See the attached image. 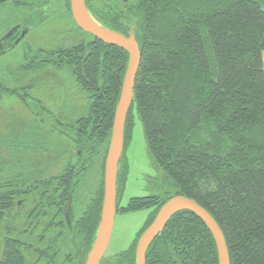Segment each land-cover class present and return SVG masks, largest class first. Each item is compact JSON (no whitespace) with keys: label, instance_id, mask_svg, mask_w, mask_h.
I'll use <instances>...</instances> for the list:
<instances>
[{"label":"trees","instance_id":"trees-1","mask_svg":"<svg viewBox=\"0 0 264 264\" xmlns=\"http://www.w3.org/2000/svg\"><path fill=\"white\" fill-rule=\"evenodd\" d=\"M65 3L71 16L69 0ZM85 4L99 24L125 36L134 34L139 46L117 186L127 174L124 151L135 110L148 153L172 187L156 195L157 210L175 195L192 199L220 227L230 264H264V0H85ZM36 13L37 18L41 12ZM136 16L138 23L133 24L130 19ZM85 35L89 39L46 51L51 61L60 58L56 67H66L87 98L75 123L52 129L70 133L71 128L77 147L91 139L95 145L104 143V160L128 54ZM41 52L24 50L20 67L31 72L45 66V61H37L44 58ZM29 57L34 59L27 62ZM30 88H10L0 78V97H15L30 108L31 98L33 106H41L28 93ZM9 143V155L14 157L0 165V225L5 232L0 264H28L27 255L33 264H84L100 219L102 180L95 199L98 206L73 223L71 232L68 228L56 232L47 224L36 234L43 202L52 211L56 185L67 186L69 178L24 176L30 171L29 159L21 152L49 150V140L41 132L11 133L0 140L2 147ZM42 180H47L45 186ZM22 196L31 201L28 209L16 204ZM149 202L132 198L123 210H138ZM140 230L127 248L103 256L100 264H135ZM145 264H218L216 245L194 212L180 210L150 241Z\"/></svg>","mask_w":264,"mask_h":264},{"label":"rangeland","instance_id":"rangeland-1","mask_svg":"<svg viewBox=\"0 0 264 264\" xmlns=\"http://www.w3.org/2000/svg\"><path fill=\"white\" fill-rule=\"evenodd\" d=\"M63 2L59 0L49 3L37 17H45L41 25L35 27L17 45L13 50L0 57V78L7 87H21L32 85L31 92L33 98L44 103L46 107L55 112V115L61 119L62 124L70 121L67 116L77 117L86 106L87 98L73 79L65 71H56L43 69L39 72L32 73L23 70L20 65L23 62L24 45L35 43L34 45L46 48L63 47L65 43L76 44L80 40L89 39L83 30H79L72 16L66 11H62ZM38 13H35L37 15ZM138 17H132L130 20L138 23ZM61 39V40H60ZM60 42L55 45L56 42ZM46 43V44H43ZM29 94V95H30ZM31 105L26 106L17 98L10 96L0 97V140L3 136H10L11 133L16 136L26 135L30 130H36L46 135L49 140V150L46 153L41 152H21V156H27L29 159L28 173L31 176L38 177L45 169L44 163H53L50 175H57L63 171L68 160V149L73 147V140L66 138L63 133H57L52 129V123L44 118L35 116L33 112V100L28 98ZM60 107V109H58ZM35 110V109H34ZM36 112V110H35ZM39 118L42 120L38 121ZM42 122V125H36ZM71 135V134H70ZM69 135V136H70ZM12 139V138H9ZM10 143L7 146H0V165L5 163L14 156L9 155ZM105 147V146H104ZM103 148V147H102ZM123 156V155H122ZM124 159L128 167L127 176L124 182V189L120 194L121 204H125L131 196H141L149 193L163 194L172 190L169 180L154 165L143 135L142 124L134 110L133 126L131 138L124 151ZM11 160V159H10ZM51 160V161H49ZM37 171L36 173H33ZM101 171V157L93 159L81 184L78 187L79 194H76V202H81L86 197L88 183L94 185L99 179ZM33 173V174H31ZM47 174V175H49ZM91 185V186H92ZM170 192V191H169ZM147 210H140L129 213H119L114 218L113 229L109 243L105 249L104 256L112 255L115 252L127 248L134 239L136 231L142 226ZM36 234L38 233V228ZM35 234V235H36ZM5 236L4 225H0V256L3 252V237ZM35 236L32 238L34 239ZM1 258V257H0ZM28 264H33L34 259L27 255ZM41 264V263H38ZM57 264H59L57 262Z\"/></svg>","mask_w":264,"mask_h":264},{"label":"flooded vegetation","instance_id":"flooded-vegetation-1","mask_svg":"<svg viewBox=\"0 0 264 264\" xmlns=\"http://www.w3.org/2000/svg\"><path fill=\"white\" fill-rule=\"evenodd\" d=\"M52 1H55V0H4V1L0 2V39L11 28L16 26L17 29L15 30V32L8 39L3 41L6 43H13L17 38H19L21 32L26 30V33L24 34L23 38L11 49V50H13L17 45L22 43V40H24V38L28 35V33L30 31L34 30L35 27L41 25V23L46 19L45 17H47V15H45L42 19L40 17L38 19L39 22L36 23L35 22L36 17H34V15L38 11L42 12L43 9ZM60 1L63 2L62 11L64 10L68 13L65 0H59V2ZM84 33H86V32H84ZM60 40L58 42H56L55 45L58 44L60 42ZM34 44L35 43H33V44L29 43L27 45H24V50L28 51L29 54H31L32 52H36L38 50H42L41 53H42V55H44V58H40L37 61H39V64L42 63L41 61H45L44 62L45 66L41 67L40 69H36L34 71H31L32 73L39 72L43 69L65 71L70 76V78L73 79V82H75L73 76L71 75L70 71L66 67H56V64H54V63L60 64V58H55V59H53V61H51L48 57H46V55H47L46 51L53 50L54 52H57L58 50H61L62 48L68 47L70 45V43H65V45L63 47L59 46L57 48H46V47H48V45H46L44 47H40V46H37ZM43 44H46V43H43ZM11 50H9V52ZM6 53H8V51L5 52L4 54L0 55V57L5 55ZM56 55H59V53L54 54L53 57H56ZM32 59H34V58H30L29 61H27V62H31L30 60H32ZM30 87L32 88V85H30ZM31 88H30V92L32 91ZM40 103H41V101H40ZM34 109L36 110V113L39 114V115H37L39 117H41V114L43 113L45 115L44 118L49 120V122L52 123L51 125H56V124L60 125L62 123L61 119L57 116V114L55 115V112L51 111V109L46 107L44 105V103H41V106L40 105L33 106V112H35ZM58 109H60V107H58ZM80 117H81V113L77 117H75L74 119H72L73 116L72 117L67 116V118H69L70 121L68 123H64V125H68V124L72 125ZM40 120L41 119L39 118L38 121H40ZM69 127H71V126H69ZM69 131H70V133H68V132L66 133V131H65L63 134L64 135L66 134L65 136L70 137V139H69L70 141H71V139L74 140L71 128ZM89 132H91V131H89ZM92 141H93V139L88 141V143H87L88 145L81 146V147H77L76 142L72 141L73 147L68 149V153H69L68 154V160H67V162L63 168V171L57 175H54V176L59 175L60 178L65 177L67 175L69 178V182H68L67 186H64V185L59 186V184L56 185V190H55L56 193L53 196V199H52L53 204L51 205L52 211L51 210L49 211L47 208L46 202L45 201L43 202L45 211L42 212V210H40V214L38 217V226H39L38 231H40V232H41V230L45 231V230H43L44 227L47 224H51V229L56 230V232L59 231V229L61 230L62 228L63 229L68 228L69 231L71 232L73 223H75L79 219H82V218L85 219V217H88L89 212H91V211L93 212V210L98 206L99 202L95 199L99 196V193H100L101 180H102V193H103V171H104V161H105V158L103 160V156H104V146L105 145H104V143L102 145H100L99 143L97 145H95L96 143L93 144ZM98 156L101 157V171H100V175H99L100 177H99L96 184L92 185L91 181L88 183L89 187H87V189H86V194H85L86 197L82 198L81 202H76V199L78 197V196L76 197V194H79L78 187L81 184V182H82L90 164L92 163L93 159H95ZM105 157H106V155H105ZM49 161H51V160H49ZM125 163H126V159H125ZM52 165H53V163H50V162L46 163V164L44 163L45 169H42L41 171H43V172H41V173L38 172V177H35L34 175L31 176L28 173L29 171H26L27 173H25L24 176L27 179H35V178L41 179V177H48V176H50L49 173L52 171L51 170ZM36 172L37 171H35L33 173H36ZM127 172H128V167H127ZM33 173H31V174H33ZM47 174H49V175H47ZM126 176H127V174H126ZM126 176H125V179H126ZM46 181L47 180L41 181L43 186H45V184L47 183ZM124 182H125V180H124ZM124 182H123V184H119V186H117V190H116V204L117 205H116L115 216L118 215L119 213H129V212L131 213V212L140 211V210H147V214L145 216L144 222H143L142 226L138 229V230H140L142 227H144V223L147 220H149L152 217V215L155 213L154 217L150 221V223H152V221L154 220L158 210L166 201L157 210V204L154 203V202H156L155 197L157 194L156 193H153V194L149 193V194L141 195V196H131L128 198L127 202L123 205V204H121V201H120V194H121L122 190L124 189V187H122L124 185ZM45 189H47V188L45 187ZM132 198H149V200L151 202H149V204L145 205L143 208H140L138 210L124 211L123 209H125L127 207L129 199H132ZM102 199H103V195H102ZM30 203H31V201L29 199H26L24 196L19 197V198L17 197V199H16L17 206H19V207L24 206L25 209L29 208ZM101 206H102V201H101ZM100 212H101V210H100ZM150 223L148 225H146L142 231L140 230V233L137 236L136 243H135V251H136L137 242H138L140 236L143 234V232L146 230V228L150 225ZM135 237H136V233H135ZM103 256H104V254H103Z\"/></svg>","mask_w":264,"mask_h":264},{"label":"water","instance_id":"water-1","mask_svg":"<svg viewBox=\"0 0 264 264\" xmlns=\"http://www.w3.org/2000/svg\"><path fill=\"white\" fill-rule=\"evenodd\" d=\"M2 1L4 0H0V2ZM69 7L74 22L81 30L101 42L120 47L128 54V63L123 77L119 99L115 107L110 139L104 161L103 199L100 219L94 243L84 262V264H100V260L110 240L116 214V182L119 159L123 150L124 123L133 99V86L139 65L140 52L134 34L131 33L125 36L99 24L89 13L85 0H69ZM16 29L17 27L14 26L0 39V55L11 50L26 33V30L22 31L19 38L13 43L3 42ZM180 210L194 212L206 224L216 245L218 264H230L223 233L214 218L195 201L183 195H175L169 198L160 207L154 220L146 228L137 242L135 264H145V251L150 241L165 227L170 217Z\"/></svg>","mask_w":264,"mask_h":264},{"label":"crops","instance_id":"crops-1","mask_svg":"<svg viewBox=\"0 0 264 264\" xmlns=\"http://www.w3.org/2000/svg\"><path fill=\"white\" fill-rule=\"evenodd\" d=\"M262 63H263V71H264V53H262Z\"/></svg>","mask_w":264,"mask_h":264}]
</instances>
